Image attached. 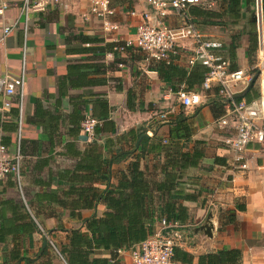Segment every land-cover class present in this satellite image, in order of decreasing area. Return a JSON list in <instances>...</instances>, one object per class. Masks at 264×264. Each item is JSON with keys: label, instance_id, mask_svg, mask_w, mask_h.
<instances>
[{"label": "crops", "instance_id": "0c3cea01", "mask_svg": "<svg viewBox=\"0 0 264 264\" xmlns=\"http://www.w3.org/2000/svg\"><path fill=\"white\" fill-rule=\"evenodd\" d=\"M215 1L213 9L191 7L188 15L205 36L222 42L231 70L254 78L264 45L258 52L250 0ZM63 5L31 14L27 31L20 22L0 39V77L20 75L25 52L21 175L31 213L13 180H6L0 186V264H66L49 241L57 250L67 249L74 230L88 241L83 252L88 263L132 264L129 252L140 242L131 248L108 241L98 246L87 223L105 219L124 227L128 221L132 225L134 214H142L153 234L165 205L177 217L170 221L180 234L177 248L193 257L190 264L224 249L239 250L240 264H264V149L249 145L243 154L247 170L240 171L223 144L232 132L218 128L222 109L213 93H202V104L194 109L176 101L179 89L200 90L199 83L188 82L199 66H187L189 51L182 50L171 68L147 62L133 49L110 57L112 39L134 38L137 19L129 13L117 17L114 9L110 21L118 31L106 34L88 5L83 8L80 0ZM143 9L149 10L147 4ZM18 16L19 5H13L5 23ZM159 22L181 24L173 13ZM1 31L0 22V38ZM249 83L237 86L235 97L254 99L264 87V73L245 92ZM7 101L10 107L0 111V146L12 154L19 100ZM86 116L102 121L92 139L80 129ZM180 118L186 121L178 124ZM169 146L178 153L165 154ZM181 152L197 156V164L181 167ZM125 206L131 214H121Z\"/></svg>", "mask_w": 264, "mask_h": 264}, {"label": "built area", "instance_id": "2783aa9c", "mask_svg": "<svg viewBox=\"0 0 264 264\" xmlns=\"http://www.w3.org/2000/svg\"><path fill=\"white\" fill-rule=\"evenodd\" d=\"M64 0H0V22L2 24L1 40L9 36L21 22L24 31L28 30L31 14L44 11L47 6H63ZM149 8L145 12L132 10L129 15L137 19L135 35L132 39H112L114 47L109 53H123L128 49L140 52L147 62L162 63L172 66L174 59L188 50L186 64L188 67L199 65L205 69L199 92H188L179 89L174 92L176 101L184 109H194L202 104V93L211 92L221 105L222 115L217 118L220 130H229L232 133L223 139L225 148L233 155V163L240 171L247 170L243 154L251 144H258L264 149V87L257 99L247 103L244 99L235 98L236 87L246 85L252 80V75L242 70L230 69V62L222 56L223 44L212 37L200 32L196 24L188 15L191 7L202 10H211L215 7V0H145ZM263 0H254V25L258 52L263 51L264 45V16ZM19 5V16L11 25L5 23V15L13 5ZM88 11L91 16L101 22V29L106 34H116L118 25L110 18L114 16L112 0H87ZM169 13L176 15L181 24L177 27L163 25L161 18ZM189 45L190 49L186 48ZM181 49V51H180ZM259 75L264 73V61L256 66ZM25 52L21 73L18 76L5 74L0 77V111L10 107L9 97L16 96L18 102L17 141L14 153L9 154L8 149L0 146V186L11 178L20 193L22 202L27 208L22 190L21 165L23 155L21 152V139L23 133V99L25 94ZM258 75V76H259ZM257 76V77H258ZM243 86V87H244ZM168 115L162 114L161 119L168 121ZM102 126V121L86 116L81 124L82 133L92 139L96 129ZM29 212V209L27 208ZM30 213V212H29ZM28 213V214H29ZM31 214V213H30ZM35 221V219H34ZM159 230L147 237L130 250L132 264H173L174 248L180 234L176 223L160 219ZM37 224V221H35ZM38 230L45 235L44 230L37 224ZM49 246L61 258L55 245L49 241ZM120 252V251H118ZM62 259V258H61Z\"/></svg>", "mask_w": 264, "mask_h": 264}, {"label": "trees", "instance_id": "16d2710c", "mask_svg": "<svg viewBox=\"0 0 264 264\" xmlns=\"http://www.w3.org/2000/svg\"><path fill=\"white\" fill-rule=\"evenodd\" d=\"M123 1V0H121ZM233 4H235V0H229ZM252 6L254 5V0H250ZM263 5V16H264V0L262 2ZM254 13V10H253ZM256 44V41H255ZM110 51H112L114 44H110ZM257 49V46H256ZM161 64L165 68H171V66H166L162 63ZM205 69L201 66L195 67L193 71H191L188 74V82L190 83L189 85H193L196 83H199L201 85L202 80H203V74H204ZM255 76L259 75V71L255 69L254 71ZM198 76L200 77V80L198 81ZM192 81V84H191ZM187 91V89H185ZM189 91V90H188ZM249 93L246 94L248 96ZM259 94L254 98L257 99ZM246 99V98H245ZM254 99H246L245 101L247 103H251ZM242 100V99H238ZM215 104L218 105L221 108V105L219 102L215 101ZM222 115V111H220L216 117L219 118ZM185 119L180 118V121H178V124L180 122H185ZM168 150L171 151L172 154L178 153L176 151V148L174 146H169V148L166 147V152L165 154H168ZM180 157L183 161V164L181 167H185V162H188V166H195L197 164V159L195 155L191 156L189 153H180ZM199 157V156H198ZM216 162H220V160H215ZM132 171L138 175L139 172L137 171V165L133 164L132 166ZM133 187V185L131 186ZM158 189H160L158 185ZM139 190H142L141 188ZM137 194V193H136ZM133 197L135 199L136 197ZM130 197V196H129ZM118 203H122L121 201ZM163 216L161 218H165L168 222H170L172 219L177 220V217L173 215L174 210L173 208H169L167 205L163 207ZM125 215L127 213L131 214V211L128 210V208L125 206L122 213ZM142 214H134L133 218L134 220L132 221V225L128 221L127 224L123 226L117 227L116 222L114 221H107L105 219L102 220H91L87 223V228L92 234L93 241L96 243V245H100L101 242L103 241H108L109 244H114V242L120 243V248L122 246H127V248H131L135 246L136 242H143L149 235H151V228L150 226L148 228L144 227V224L142 223ZM123 217H126L123 215ZM138 217V218H137ZM71 240H70V246L67 249H62V250H57L61 258L66 262V264H96L97 261L93 260L92 263H88L84 259V254L83 252H86L85 250V243L88 242L85 239L84 234H81L79 231H72L71 232ZM127 241H130L131 244H128ZM134 244V245H133ZM101 245H105L106 243H102ZM50 247V246H49ZM119 248V247H118ZM116 249V252L118 250ZM192 256L188 255L187 253L181 251L179 248L175 247L174 248V255H173V261H179L181 264H190L192 262ZM240 259H241V252L236 249H231V250H220L215 253H209V254H204L198 257V264H240ZM114 259H112L113 261ZM108 260H100L98 261L99 264H106Z\"/></svg>", "mask_w": 264, "mask_h": 264}, {"label": "rangeland", "instance_id": "374dc122", "mask_svg": "<svg viewBox=\"0 0 264 264\" xmlns=\"http://www.w3.org/2000/svg\"><path fill=\"white\" fill-rule=\"evenodd\" d=\"M82 1L83 8H86L87 0H80ZM144 5H146L145 0H112V8L116 10L118 16L120 17L122 15H127L130 13L132 10H135L137 12H141L144 9ZM124 6V7H123ZM88 7V6H87ZM254 20V13L253 11L251 12Z\"/></svg>", "mask_w": 264, "mask_h": 264}, {"label": "water", "instance_id": "95a60500", "mask_svg": "<svg viewBox=\"0 0 264 264\" xmlns=\"http://www.w3.org/2000/svg\"><path fill=\"white\" fill-rule=\"evenodd\" d=\"M257 79V76H255L254 78H252V80L250 81V83H249V85L247 86V89H246V91L245 92H248L250 89H251V87L253 86V84H254V81ZM236 99H242V98H240V97H235ZM47 245V241H45L44 242V246L43 247H45Z\"/></svg>", "mask_w": 264, "mask_h": 264}]
</instances>
